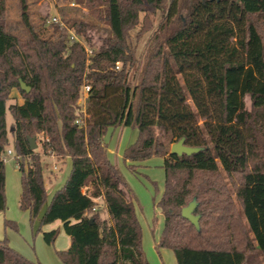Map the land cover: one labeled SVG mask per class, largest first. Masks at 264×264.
Returning <instances> with one entry per match:
<instances>
[{
  "label": "trees",
  "instance_id": "16d2710c",
  "mask_svg": "<svg viewBox=\"0 0 264 264\" xmlns=\"http://www.w3.org/2000/svg\"><path fill=\"white\" fill-rule=\"evenodd\" d=\"M65 2L59 22L47 24L48 10L36 24L30 1L18 0L17 33L0 0V213L7 209L4 154L13 140L20 208L32 220L45 209L44 226L63 223L71 238L57 252L63 264H150L137 199L105 143L110 129L132 127L138 137L124 152L128 168L163 158L157 248L173 251L176 264H264V0ZM147 9L159 17L155 30ZM85 81L92 89L79 126ZM13 90L24 100L8 108L14 130L7 127ZM38 134L44 153L72 163L50 202L41 156L29 141ZM181 139L201 150L170 154ZM193 202L198 228L182 216ZM5 226L16 229L12 221ZM58 235L43 238L53 245ZM0 264L41 263L5 240Z\"/></svg>",
  "mask_w": 264,
  "mask_h": 264
},
{
  "label": "rangeland",
  "instance_id": "374dc122",
  "mask_svg": "<svg viewBox=\"0 0 264 264\" xmlns=\"http://www.w3.org/2000/svg\"><path fill=\"white\" fill-rule=\"evenodd\" d=\"M29 1L31 17L36 24L40 22V18L48 10L51 15L59 16V5L67 4L65 0ZM146 12L150 15L151 21L155 24V30L159 23V17L153 15L150 9H147ZM7 17L10 29L17 33H22L23 27L20 24V7L18 0H7ZM181 17L185 19V11L181 13ZM141 18H143V15ZM135 31L132 32L133 36L136 33ZM23 102L24 100L21 94L17 90H13L7 102L8 129L12 128L14 123L8 108L11 105L22 104ZM246 106L247 109L250 110L251 102L249 98H246ZM12 129L14 130V128ZM122 129H124L125 132H122ZM121 136H123L122 143L124 141L127 142L130 138L136 140L138 137V130L132 127L110 129L105 136V143L107 146L111 145L112 148L117 150ZM35 139L37 144L35 151L41 156L45 186H49V180L52 179L54 181L55 177L58 179L57 181L61 183L70 174L71 159L63 160L44 153L41 145V135L38 134ZM8 151H11L12 154H9ZM4 158L7 209L5 213L3 212L1 214L2 216L5 215L6 219L2 224L3 235L0 237V241L6 240L8 245L14 249V247L11 246L10 240H12V244H15L21 252H25V254L31 257L30 259L26 257L31 262H39L41 264H63L58 258L57 252L64 251L60 248L65 246L67 236L58 235L59 237L53 245L46 244L43 233L47 225L44 226L41 224L43 211L39 217L32 220L30 214L20 208L19 202L22 193L21 173L16 162L17 155L15 153L13 140H10ZM55 167L56 170H54ZM119 168L128 188L137 199L136 213L142 230V246L148 262L150 264H176L173 251L157 248V243L164 229V218L161 210L158 208V203L163 196L165 185L163 158L152 157L143 163H139L136 171H132L128 168V164L121 156L119 159ZM5 221H12L16 229L7 228L5 226Z\"/></svg>",
  "mask_w": 264,
  "mask_h": 264
},
{
  "label": "crops",
  "instance_id": "0c3cea01",
  "mask_svg": "<svg viewBox=\"0 0 264 264\" xmlns=\"http://www.w3.org/2000/svg\"><path fill=\"white\" fill-rule=\"evenodd\" d=\"M122 132H125L124 131V129H122ZM122 137L123 136H121L120 137V140H119V145H118V148H117V150H115L114 148H112L111 147V145L110 146H107V151H108V158H109V160L112 162V163H114V164H116L118 167H119V159H120V157L122 156V158L124 159V152H125V150L131 145V144H133L136 140H137V138H136V140H132L131 138L129 139V140H127V142H123L122 143ZM125 143V144H124ZM65 159H70V158H65ZM65 159H63V160H65ZM71 168H72V163H71ZM71 172V171H70ZM69 177V176H68ZM68 177H66L65 178V180H63L61 183L60 182H58L57 180V178L55 177V179H54V181L52 180V179H50L49 180V186H46V188H47V193H48V202H50L51 200H52V198H53V196H54V194L57 192V191H59L64 185H65V183H66V180H67V178ZM19 204H20V202H19ZM45 210V209H44ZM44 210H43V213H44ZM25 212H28V211H25ZM5 213V212H4ZM29 213V212H28ZM2 213H0V237H2V235H3V231H2V224H3V222H4V220L6 219L5 218V215L4 216H2L1 215ZM6 217H7V215H6ZM9 218H12V217H10V216H8ZM53 230H58L59 231V236H63V235H65V236H67L66 237V244H65V246H63L62 248H60L61 250H67V249H69V247L71 246V238L68 236V235H66V233H65V231H64V229H63V223L61 222V221H56V222H54V223H52V224H49V225H47L46 227H45V232L44 233H46V232H51V231H53ZM43 233V234H44ZM58 236V237H59ZM57 237V238H58ZM65 238V237H64ZM11 241V246L12 247H14V250H18V251H20L19 250V248H17V246L15 245V244H12L13 242H12V240H10ZM17 251V252H18ZM21 252V251H20ZM19 252V253H20ZM22 253H24V254H22ZM20 254H22L25 258L27 257V258H31L30 256H28L27 254H25V252H21Z\"/></svg>",
  "mask_w": 264,
  "mask_h": 264
},
{
  "label": "water",
  "instance_id": "95a60500",
  "mask_svg": "<svg viewBox=\"0 0 264 264\" xmlns=\"http://www.w3.org/2000/svg\"><path fill=\"white\" fill-rule=\"evenodd\" d=\"M20 87H21V90L26 93H29L31 90L30 87H28L21 80H20ZM29 141L31 143V148L35 150L37 148L36 139L31 138ZM200 150H201L200 148H192V147L186 146L184 144V139H181L180 141H178L177 143H174L171 146L170 154L178 155V156H182V155L191 156L193 154L198 153ZM196 206L197 204L195 202L191 203L188 207L182 210V216L198 228L200 217L194 215Z\"/></svg>",
  "mask_w": 264,
  "mask_h": 264
},
{
  "label": "built area",
  "instance_id": "2783aa9c",
  "mask_svg": "<svg viewBox=\"0 0 264 264\" xmlns=\"http://www.w3.org/2000/svg\"><path fill=\"white\" fill-rule=\"evenodd\" d=\"M72 6H74V4H72ZM59 21H60V17L58 15H52L51 18L48 19L47 24L56 23V22H59ZM71 39L73 41H79V39L75 35H72ZM85 50H86L87 57L89 58L93 54V49H91V48L86 46ZM119 68H120V66L118 64L116 66V69L119 70ZM91 89H92V83L90 81H85L84 85L81 88L80 98H79V101H78V105H79V108H80L79 109V113H80L81 116H83V118L79 117L76 120V123L79 126H83L84 125L85 116H86V107H87L88 97H89ZM41 140H43L42 137H41ZM8 153L12 154L11 151H8ZM54 170H56V167L54 168ZM95 210L96 209H94V211Z\"/></svg>",
  "mask_w": 264,
  "mask_h": 264
}]
</instances>
